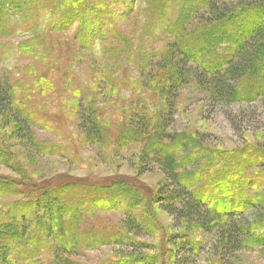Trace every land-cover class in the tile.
I'll list each match as a JSON object with an SVG mask.
<instances>
[{
	"label": "rangeland",
	"instance_id": "obj_1",
	"mask_svg": "<svg viewBox=\"0 0 264 264\" xmlns=\"http://www.w3.org/2000/svg\"><path fill=\"white\" fill-rule=\"evenodd\" d=\"M85 1V11L73 17L67 11L76 6L9 19L12 30L0 35V83L9 85L12 104L28 119L22 131L10 112L0 111V189H6L0 229L15 204L32 209L31 226L24 230L20 220L19 242L0 246L2 254L10 251L9 264H58L59 236L39 227L53 217L70 226L69 241L78 235L64 251L71 264H173L184 236L196 245L194 264H223L218 232L186 227L157 202L168 182L157 163L142 159L145 142L116 139L123 122L137 121L133 108L146 102L156 116L162 104L152 92L155 64L172 41L168 31L181 0H160L166 14L151 19L156 0H98V8ZM90 107L103 140L89 141L81 127ZM168 131L200 146L175 151L181 171L195 175L187 182L221 219L248 216L264 201V101L214 102L192 80L177 91ZM196 157L200 168L193 169ZM253 226L249 246L238 253L242 264H264V219Z\"/></svg>",
	"mask_w": 264,
	"mask_h": 264
},
{
	"label": "trees",
	"instance_id": "obj_2",
	"mask_svg": "<svg viewBox=\"0 0 264 264\" xmlns=\"http://www.w3.org/2000/svg\"><path fill=\"white\" fill-rule=\"evenodd\" d=\"M85 2V0H0V35L9 34L12 30L13 25L9 24V19L17 17V20L23 22L29 17L39 19L42 12L47 11L48 8L57 10L79 7L78 11L76 8L67 11V15L73 17L80 11H85L87 8ZM65 3L66 6H63ZM93 3L92 7L97 8L98 4H101L98 0H94ZM161 5L160 0H156L149 7L150 19L160 12L165 13ZM181 5L183 9H180L177 21L168 31L172 41L168 44L165 56L155 64L157 73L153 84L157 88L155 91L150 89L156 94V98L162 99V104L158 107L156 116L147 111L146 102L137 108L132 107L137 121L123 122L116 139L121 145L145 142L142 159L157 163L168 182L157 202L164 204L167 213L179 219L186 227L190 225L198 227L203 233L218 232V254L223 264L234 262L242 264L238 253L249 246L253 231L256 230L253 223L258 224L264 219V201L261 199L248 216L221 219L216 210L202 199L200 189L192 188L187 182V179L194 181L195 175L181 171V161L175 149L187 152L195 147V139L184 133L170 132L168 129L173 122L177 91L192 80L201 89L207 91L214 102L231 104L264 101V0L197 2L181 0ZM92 15L95 18V15ZM92 17L87 18L88 21ZM143 59H140V63ZM140 69L143 72V67ZM90 108L92 109L90 113L81 115V127L84 128L89 141L103 140L104 128L97 121L96 111L93 107ZM142 109L144 111L139 114ZM1 110L10 112L17 127L22 131L26 130L28 119L12 104L9 85L2 82L0 83ZM193 149L199 150L200 146ZM198 150L193 151V155L196 156ZM192 168H200L199 157L193 159ZM5 190L0 189V193L4 195ZM21 205L23 206V203L13 206L10 222L0 229L2 247L9 248L14 241L19 242L16 227L19 228L20 220H25L24 230L32 224L30 217L28 218L32 209ZM40 206L36 205L37 209ZM49 206L59 207L56 203L45 205V207ZM22 210L24 216H21ZM52 218L48 221V225H45L46 227H39L44 232H51L50 236L53 233L59 236L58 246L63 252L58 256L60 260L58 264H71L64 251H68L71 243L76 245L78 235H74L75 239L69 241L67 237L70 234V226L60 221H53ZM20 234L24 236L26 231ZM184 237L183 241L174 248L173 264H194L196 245L187 236ZM96 238V235L92 236L91 240L96 242ZM23 239L24 237L21 238V242H25ZM100 239L101 243L104 237ZM111 240L119 242L116 238ZM2 253L0 249V264H9L10 251Z\"/></svg>",
	"mask_w": 264,
	"mask_h": 264
}]
</instances>
